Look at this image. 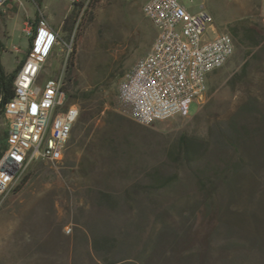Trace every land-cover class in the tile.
Wrapping results in <instances>:
<instances>
[{
  "label": "rangeland",
  "instance_id": "374dc122",
  "mask_svg": "<svg viewBox=\"0 0 264 264\" xmlns=\"http://www.w3.org/2000/svg\"><path fill=\"white\" fill-rule=\"evenodd\" d=\"M143 3L95 0L84 15L80 7L71 10L67 31L63 23L62 41L48 58L42 80L61 71L68 54L65 43L72 44V77L80 89L111 73L123 75L102 115L81 127L59 163L35 162L21 191L0 205V264H264V121L258 123L262 132L237 152L211 144L213 152L205 149L191 164L170 156L184 134L203 146L214 141V125L225 124L242 95L226 83L240 69L245 49L236 46L229 61L209 76L204 100L192 104L190 116L140 124L122 113L118 88L156 37ZM203 4L218 33H230L242 19L264 27V0H193L192 9ZM71 5L67 0H23L14 18L0 20V39L29 52L30 38L21 30L27 13L32 20L42 19L54 8L61 22ZM6 24L15 26L12 38L4 36ZM214 37L210 29L207 38ZM253 70V89L264 100V54ZM7 133L1 115L0 139ZM231 161H236L234 178L218 182L210 199L193 172L216 167L223 177L224 164ZM154 170L178 172L181 178L147 194L143 187Z\"/></svg>",
  "mask_w": 264,
  "mask_h": 264
},
{
  "label": "built area",
  "instance_id": "2783aa9c",
  "mask_svg": "<svg viewBox=\"0 0 264 264\" xmlns=\"http://www.w3.org/2000/svg\"><path fill=\"white\" fill-rule=\"evenodd\" d=\"M9 1L0 0V8ZM67 1L77 4L81 15L95 2ZM192 8L193 0H144L142 11L156 37L150 51L122 77L118 88L122 113L140 124L190 116L192 104L204 100L209 76L235 53L233 36L217 32L205 5ZM210 29L215 33L212 39L207 38ZM26 32L32 39L31 48L3 110L8 135L0 159V205L35 161L59 163L80 115L79 106L69 101L64 90L72 44L65 43L68 54L61 71L42 80L45 64L62 39L47 22L37 31L29 25Z\"/></svg>",
  "mask_w": 264,
  "mask_h": 264
},
{
  "label": "trees",
  "instance_id": "16d2710c",
  "mask_svg": "<svg viewBox=\"0 0 264 264\" xmlns=\"http://www.w3.org/2000/svg\"><path fill=\"white\" fill-rule=\"evenodd\" d=\"M77 7L79 6L75 4V12ZM70 19V17H67L64 21L66 31L68 30L67 23H69ZM229 31L234 38L235 45L245 49V56L240 69L231 75L226 83V87L231 92L236 93L242 91V95L235 101L234 111L225 124L219 123V125H214L216 136L212 143L207 140L205 146H203L188 135L184 134L180 137L177 147L170 152L172 159L180 164L196 162L197 155L205 149H211L213 152V144H220L237 152L245 140L258 136L262 132L258 128V123L261 120L264 121V111L262 109L264 100L253 89L256 77L253 66H255V62H260V57L264 54V27L251 25L247 19H242L231 25ZM31 43L32 39H30V45ZM17 72L15 71L11 75H6L0 67V98L2 97L0 101V116L3 115L6 102L13 96V81ZM73 72L74 62L73 57H70L66 70L64 90L67 91L71 103H79L80 105V115L73 128L70 141L77 138L83 125L92 120H96L102 115L106 102L114 95V87L117 80L123 75L121 72L111 73L101 83H96L88 89H80L72 77ZM207 106H209V103L205 105V107ZM5 148L6 138L5 140L0 139V159ZM33 164L29 170L34 169ZM224 165L223 177L218 172L219 170H216V167L198 168L193 172L198 185L201 188L204 187L203 190L210 199H212L213 193L216 191L218 182H221L223 179L225 182H228L234 178L236 161H231V163L229 162ZM211 172L215 174L214 177H208V174ZM180 178L181 175L178 172L165 175L158 170H154L150 173L149 184L143 188L147 194H153L157 191L159 192L172 187L179 182ZM27 179L28 175H25L14 190V193L21 191ZM103 198L105 199L107 197L104 195Z\"/></svg>",
  "mask_w": 264,
  "mask_h": 264
},
{
  "label": "crops",
  "instance_id": "0c3cea01",
  "mask_svg": "<svg viewBox=\"0 0 264 264\" xmlns=\"http://www.w3.org/2000/svg\"><path fill=\"white\" fill-rule=\"evenodd\" d=\"M21 1V3L19 2ZM11 0L9 1L4 7L0 8V20H4L6 16H10V19L14 18V14H12L15 10H18V6L23 5V0ZM41 3L44 2V0H39ZM73 5H71L70 9L67 10V14L65 16V19L73 10ZM28 12V11H27ZM58 11L57 9H50L49 16H43L41 19L40 16H37L35 20H32L30 15L27 13L25 19L22 22L21 30L23 32H26V29L31 25L35 31L38 29H41L45 22H47L54 30L58 32H62V26L65 21V19L61 22L57 19ZM16 24V22H15ZM15 29V26L13 27ZM13 29L9 28V25H5V31L4 36L6 38H12V31ZM27 33V32H26ZM30 38V37H29ZM15 48V47H14ZM14 48H11L9 44L4 43L0 39V67L5 72L6 75H11L15 73V71H19L22 63L26 59L27 51H22L20 48L19 51H16ZM18 73V72H17ZM16 73V74H17ZM15 74V76H16Z\"/></svg>",
  "mask_w": 264,
  "mask_h": 264
}]
</instances>
